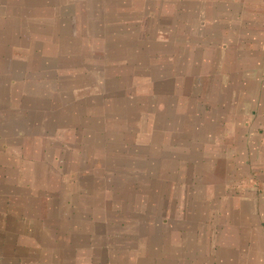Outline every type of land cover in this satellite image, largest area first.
I'll return each instance as SVG.
<instances>
[{"label":"crops","instance_id":"crops-1","mask_svg":"<svg viewBox=\"0 0 264 264\" xmlns=\"http://www.w3.org/2000/svg\"><path fill=\"white\" fill-rule=\"evenodd\" d=\"M2 1L0 264H264V0H58L49 15L52 0ZM38 7L46 12L30 16ZM33 36L42 45L53 38V50L69 54L66 64L42 56L34 75L27 66ZM89 56L101 58L98 69L110 76L105 110L108 129L122 135L119 146L180 141L187 155L211 154L214 168L191 162L175 172L172 160L166 180L152 184L142 179L148 175L119 172L121 219L111 199L104 206L86 200L94 178L86 175L88 187H81L77 150L81 131L89 142L95 131L80 127L74 103L58 108V100L75 101L72 83L56 103L39 91L53 80L77 81ZM160 57L170 68L169 95L156 92ZM33 79H43L38 90ZM223 149L232 150L224 157ZM164 190L166 234L162 213V223L142 218L162 203ZM102 220L119 226L117 233L128 225L140 231L102 239Z\"/></svg>","mask_w":264,"mask_h":264},{"label":"rangeland","instance_id":"rangeland-1","mask_svg":"<svg viewBox=\"0 0 264 264\" xmlns=\"http://www.w3.org/2000/svg\"><path fill=\"white\" fill-rule=\"evenodd\" d=\"M54 1L58 0H52L51 2L48 1L46 5L53 7L52 9H48L47 15H49L51 12H54L56 10L57 5L54 4ZM3 2V1H2ZM0 2V7H4L5 5L8 6V3L6 2ZM50 8V7H49ZM46 12L45 9H33V11L30 13V16L34 17L39 12ZM37 12V13H36ZM63 22H69L70 18H63ZM53 29V28H51ZM30 43L32 44V51L31 54L28 55V64L27 66L30 68H34V75L37 72H42L40 69L41 62L40 59L42 56H53L58 57L59 62L66 64L65 60L67 58H64L63 56L69 55L68 53L65 54H59L58 50H53L54 47L58 48L57 44L55 43L53 38H47V42L45 45L40 42V38L33 36L30 39ZM46 46V47H45ZM70 55H75V52H72L69 50ZM15 50L13 51V48L10 47V53L9 57L14 58ZM19 54V53H17ZM116 55V53H115ZM173 56V55H172ZM85 57V55H84ZM171 57V55H170ZM45 58L42 60V65L45 66ZM166 58H158V66L156 67V73L154 76L155 80V86L158 87L156 90L157 95L158 91L164 92L165 95H169V91L167 90V84L164 82L166 76L168 75L170 68L168 65H165L163 61ZM73 59H70L72 61ZM134 59L130 60V63ZM44 61V62H43ZM85 62L88 64H85L84 67L81 68V70L78 69V77L77 81L70 82L64 81L65 79H62L57 82V80H53L52 83H47L43 86L47 87L46 91H39L40 93H43L45 97L49 100L57 102L60 91H65L63 89V86L65 88H68L69 84H73L70 90L73 92V97L76 99L74 102H69L68 100L64 103L60 102L58 100V108H71V103H74V108H78V114H79V125L81 128L90 129L95 131V135L92 142L88 141V134L87 136L84 135L81 131L80 133V147L77 150L78 155H80V170H79V176H80V182L81 187H88L86 185H83V183L87 182L88 178L86 179V175L89 177H93L94 179L91 180L93 183L92 193L88 195L87 193L81 194V201L84 200L86 194L87 199L86 200H95L98 199L102 204L104 201H107L108 199H111L112 201L117 203V207L113 209L114 214L121 219V211L118 209V202H119V192H120V178H119V172L125 171L129 175L135 176H141L142 175H148L143 177L142 179L146 180L150 177V181L147 184H152L153 178H158L161 181L166 180V176L170 173V167H171V161L174 160V167L172 171L175 170V172H180L182 169L186 166H190L189 163H194V168H201L203 167L204 170H212L214 168V165H210L208 162L210 160V156H207L208 160L203 159L205 155H200V157H195L194 155H187L188 149H185L184 146L181 145L180 141H177L178 143H165L159 142L158 144L149 145L146 143L147 148H141L140 143H136V147L131 146V143L124 142L123 144L127 143V145L119 146V143L122 141V135H120V132L113 131L108 129V121L109 119L107 117H111V115L107 112V106L109 105L111 99H112V92L109 90L107 92V88L110 84L109 77L106 76L105 71L102 69H98L97 65L101 64L103 60L99 58L96 63L93 62L91 59V56H89L87 59H85ZM69 63V62H68ZM76 61H73L69 67H65V69H70L75 67ZM103 65H101L102 67ZM23 68V67H22ZM21 68V69H22ZM60 69V67H59ZM61 70V69H60ZM116 71L115 69H112ZM63 71V70H61ZM82 73V74H81ZM7 74V73H6ZM50 74V73H49ZM48 75V74H47ZM64 75H73V73L69 72L68 70L64 73ZM49 79H56V78H49ZM35 82L32 83V86H36L35 90H38L37 87L41 86L42 84L39 83V81L43 79H33ZM66 83V84H65ZM50 88V90H49ZM110 89V88H109ZM37 92V91H36ZM160 96V95H158ZM69 97V96H67ZM166 96H162L161 99H164ZM159 99L162 104L163 100ZM49 103V101H47ZM161 103L159 105L161 106ZM107 116V117H106ZM139 136H144V131H138L136 132ZM198 135V133H193ZM131 146V148H130ZM123 149V150H120ZM136 148L137 150H135ZM197 151L199 150L196 148ZM195 149V150H196ZM144 151L143 156H140V151ZM232 149H223V155L224 157L227 156L228 152ZM171 151H175L174 159L171 158ZM194 151V150H193ZM195 152V151H194ZM128 153V156L127 155ZM50 154V152H49ZM126 154V155H125ZM150 157H149V155ZM147 157L150 159L147 160ZM214 158V157H213ZM211 161V160H210ZM70 171V169H68ZM75 172V171H74ZM170 175V174H169ZM168 175V176H169ZM134 183H139V181L135 180ZM166 187V186H165ZM171 187L173 188V183L171 184ZM148 189H151L148 187ZM165 189V188H164ZM157 199V197H156ZM162 203L167 200V190H164L161 195ZM108 202V201H107ZM158 203L155 205V207H151V212L145 216L142 217L144 219H148V222L154 221L160 222L159 215L162 213L161 218L164 222V229L166 234V227L168 224V218H167V208L166 205L169 204V202H165L164 204ZM104 206V204H103ZM113 206V205H111ZM140 206V204H139ZM149 212V207L145 209ZM129 212V211H128ZM111 214V213H109ZM178 214H184V211L179 212ZM140 215V213H139ZM81 219L85 218L87 216L86 212L81 213ZM131 219L134 221L133 224L136 222V216L134 212L130 213ZM158 217V218H157ZM104 219L108 220L107 217H103ZM141 218V216H140ZM157 218V219H156ZM90 219L92 217L90 216ZM142 221H140L141 223ZM102 226L108 230L97 233V235H100L99 237L104 239L105 236H110L113 238V241L116 242L117 240V234H120V232H126L131 229V235L135 236L136 234H139L140 228L136 227L135 225H128V229H121L116 232V230H119V226H109L107 227L106 224H104V221L102 220ZM117 227V228H116ZM144 228L145 231V237L150 236L151 234V228L148 227H141ZM136 233V234H135ZM134 239V238H133ZM136 242H142L143 244L145 241H139L135 239ZM147 243L150 245V240H147ZM142 244H139V246Z\"/></svg>","mask_w":264,"mask_h":264}]
</instances>
